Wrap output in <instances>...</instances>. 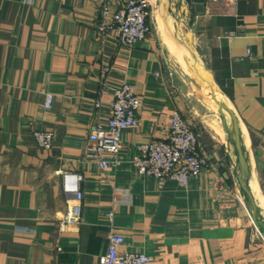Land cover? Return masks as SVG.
Returning a JSON list of instances; mask_svg holds the SVG:
<instances>
[{"label": "crops", "instance_id": "0c3cea01", "mask_svg": "<svg viewBox=\"0 0 264 264\" xmlns=\"http://www.w3.org/2000/svg\"><path fill=\"white\" fill-rule=\"evenodd\" d=\"M121 1L109 0L110 14ZM181 4L172 8L185 20ZM101 20L99 0H0V264H98L112 233L123 237L120 252L143 253L150 264H264V240L240 202L219 116L215 109L207 122L206 86L184 71L185 50L182 59L163 41L153 15L149 33L130 48L116 30L100 34ZM178 35L237 117L264 210V0H204L190 33L181 26ZM122 83L141 98L139 122L102 172L84 148ZM173 112L196 134L206 162L185 188L167 180L158 190L132 159L139 145L167 139ZM35 131L53 133L50 150L36 145ZM66 171L82 176V199L78 221L61 231L71 206L61 190Z\"/></svg>", "mask_w": 264, "mask_h": 264}, {"label": "built area", "instance_id": "2783aa9c", "mask_svg": "<svg viewBox=\"0 0 264 264\" xmlns=\"http://www.w3.org/2000/svg\"><path fill=\"white\" fill-rule=\"evenodd\" d=\"M102 20L97 26L100 34L116 30L121 46L130 48L137 41L143 40L150 31L148 24L152 16L155 0H122L117 10L110 14L109 0H99ZM53 95L47 93L44 108L49 109ZM100 102L94 104L98 111ZM141 98L133 88L122 83L113 91L110 117L103 124L95 120L89 128L88 141L84 148L86 156L97 164L100 171H106L112 163H116L121 149L122 134L126 130H134L138 126L137 113ZM33 138L42 150H50L54 135L50 131H35ZM199 143L189 125L177 112L172 113L170 132L165 140H155L136 148L132 164L140 177H153L157 189L161 190L167 180H174L179 187L185 188L188 179L200 174L204 168L205 159L199 153ZM110 156L113 161H107ZM82 176L74 172H61V190L70 198L68 208L61 223L63 231L68 224L78 221L79 203L82 199L80 185ZM113 213L108 217L111 219ZM26 232L25 229H19ZM123 237L110 234L104 254L98 258V264H150L152 259L139 252H120Z\"/></svg>", "mask_w": 264, "mask_h": 264}, {"label": "water", "instance_id": "95a60500", "mask_svg": "<svg viewBox=\"0 0 264 264\" xmlns=\"http://www.w3.org/2000/svg\"><path fill=\"white\" fill-rule=\"evenodd\" d=\"M180 1L183 5H179V11L181 14L186 11L185 20H182L180 15L176 14L172 8L173 0H155L156 5L161 7V18L166 31L171 39L188 53L193 62L194 72L198 75L201 82L208 87L210 97L217 106V113L226 138V147L228 152L233 156L232 176L247 215L264 240V215L252 193L249 155L237 117L226 103L216 98L212 85L199 74L197 68L198 61L191 47L178 35V29L181 26L185 28L187 33H190L193 25V11L201 13L204 0ZM173 26L175 29L172 28Z\"/></svg>", "mask_w": 264, "mask_h": 264}, {"label": "bare ground", "instance_id": "6f19581e", "mask_svg": "<svg viewBox=\"0 0 264 264\" xmlns=\"http://www.w3.org/2000/svg\"><path fill=\"white\" fill-rule=\"evenodd\" d=\"M156 7H157V22H156V25H157L158 30L161 32V35H162V39H163V41H164L165 43H171V44H173L174 46H176V47L178 48L180 54H181L182 59H184V58H183L184 51H183L182 47L178 46V45H177V44L171 39V37L169 36L168 32H167V34H166V32H165L166 30L163 31V29H164L165 27L163 28V27H162V23H161V20H162L161 17H160V13L162 14L161 7H159V6H157V5H156ZM185 53H186V51H185ZM183 62H184L185 68H186L187 72L190 74V76L193 77L194 79H196L197 81L200 82L201 80L199 79L198 75L194 72V69H193V62H192L191 58L188 59V57H187V59H186V60H183ZM197 68H198V67H197ZM198 71L200 72L199 68H198ZM199 74H201V72H200ZM204 88L206 89L205 91L209 94L208 97H209L210 101L213 102V104L215 105V107H216V109H217L216 104L214 103V101H213V100L211 99V97H210V91H209L208 87H204ZM215 95H216V98H217L218 100H220V99L218 98V96H217L216 93H215ZM251 189H252V187H251ZM252 193H253L254 197L256 198V196H255L253 190H252ZM239 199H240V202H241L242 206L244 207V205H243V203H242V201H241V198H239ZM256 200H257V198H256ZM257 202H258V200H257ZM258 204H259V202H258ZM259 206H260V205H259ZM260 208H261V207H260ZM244 209H245V208H244ZM261 210H262V213H263V215H264V210H263L262 208H261ZM245 211H246V210H245ZM246 213H247V212H246ZM248 218H249V217H248ZM249 220H250V219H249ZM250 221H251V220H250Z\"/></svg>", "mask_w": 264, "mask_h": 264}, {"label": "rangeland", "instance_id": "374dc122", "mask_svg": "<svg viewBox=\"0 0 264 264\" xmlns=\"http://www.w3.org/2000/svg\"><path fill=\"white\" fill-rule=\"evenodd\" d=\"M153 1V0H152ZM152 15H153V17L155 18V20H153L154 21V24H155V26H157L156 25V22H157V9L156 10H154L153 9V13H152ZM160 17H161V13H160ZM162 19V18H161ZM161 23H162V27L164 28V25H163V22H162V20H161ZM166 29L164 28L163 29V31H165ZM166 32V34H167V31H165ZM185 55H186V59H187V57H188V59H190V57H189V55H188V53L186 52L185 53ZM186 73H187V71L186 70H184ZM187 75L188 76H190V74H188L187 73ZM191 77V76H190ZM191 78H193V77H191ZM194 79V78H193ZM194 80H196V79H194ZM197 81V80H196ZM197 82H199V81H197ZM204 88V87H203ZM206 89L204 88V90H203V94H204V103L206 104V106H207V108H208V112H207V117H206V120H207V122L208 121H212L213 122V116H214V114H215V109H216V107H215V105L213 104V102L212 101H210V99H209V97H208V93L205 91ZM207 100L210 102V103H208L207 102ZM216 111H217V109H216ZM218 114V113H217ZM211 128V127H210ZM213 128V127H212ZM211 128V129H212ZM214 129V128H213ZM215 130V129H214ZM219 132V133H218ZM215 133L219 136V138L224 142V135H222L221 133H222V131L220 132V129H219V131L216 129L215 130Z\"/></svg>", "mask_w": 264, "mask_h": 264}]
</instances>
